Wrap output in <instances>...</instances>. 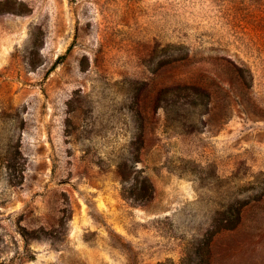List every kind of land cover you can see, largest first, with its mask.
I'll list each match as a JSON object with an SVG mask.
<instances>
[{
    "label": "rangeland",
    "instance_id": "rangeland-1",
    "mask_svg": "<svg viewBox=\"0 0 264 264\" xmlns=\"http://www.w3.org/2000/svg\"><path fill=\"white\" fill-rule=\"evenodd\" d=\"M0 264H264V0H0Z\"/></svg>",
    "mask_w": 264,
    "mask_h": 264
},
{
    "label": "trees",
    "instance_id": "trees-1",
    "mask_svg": "<svg viewBox=\"0 0 264 264\" xmlns=\"http://www.w3.org/2000/svg\"><path fill=\"white\" fill-rule=\"evenodd\" d=\"M148 182V181H147ZM210 242V239L207 238L205 241H201L198 247L195 249L194 253L198 256L201 260H205V255H207V247Z\"/></svg>",
    "mask_w": 264,
    "mask_h": 264
}]
</instances>
